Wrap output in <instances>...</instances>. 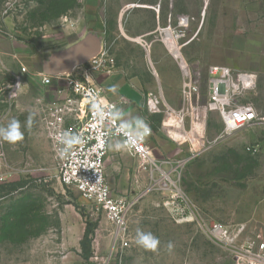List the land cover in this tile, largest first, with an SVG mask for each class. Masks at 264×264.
<instances>
[{
	"label": "rangeland",
	"instance_id": "rangeland-1",
	"mask_svg": "<svg viewBox=\"0 0 264 264\" xmlns=\"http://www.w3.org/2000/svg\"><path fill=\"white\" fill-rule=\"evenodd\" d=\"M144 1L0 0V127L15 117L24 133L16 143L0 139V264H233L227 246L203 233L192 212L231 230L243 225L235 244L264 242V157L245 148L256 141L257 129L243 127L220 136L224 123L216 111L207 114L204 137L210 141L196 156L190 155L185 133L175 128L170 134L162 130L169 148L152 173L137 172L136 160L121 151V165L110 170L112 187L136 202L128 215L129 245L116 255L111 224L56 176L57 160L40 123L49 103L31 74L39 70L31 58H42L100 27L105 40L98 59L156 73L149 48L138 36L152 27L151 13L139 7L122 11ZM178 16L188 17L187 26L177 27ZM168 24L182 30L179 43L189 40L181 48L189 63L197 61L203 69L212 64L236 72L262 70L243 99L264 109V0H163L158 26ZM92 62L72 73L81 74ZM171 109L167 115L161 106L159 114L178 127ZM16 181L23 185L11 189ZM88 224L92 233L82 244ZM138 231L158 238L155 250L136 244Z\"/></svg>",
	"mask_w": 264,
	"mask_h": 264
},
{
	"label": "built area",
	"instance_id": "built-area-1",
	"mask_svg": "<svg viewBox=\"0 0 264 264\" xmlns=\"http://www.w3.org/2000/svg\"><path fill=\"white\" fill-rule=\"evenodd\" d=\"M176 23L177 27H185L188 17L178 16ZM166 32L171 35V42L164 39ZM182 36L184 34L180 28L175 30L168 24L158 30L155 39L161 41L178 63L181 71L180 106L173 110L180 117V126L187 120L188 131L194 130L198 147L204 145L205 120L210 111L221 115L224 123L223 134L262 124L264 118L256 113L250 102L243 99L246 92L255 88L257 75L253 72H236L224 65L211 64L203 69L197 61L189 63L184 60L185 64L182 65L169 47V43H175L178 54L182 55L181 48L189 41L179 43ZM142 42L145 48L149 47L143 39ZM14 57L17 59L16 55ZM98 57L93 61H97ZM22 70L25 71L24 66ZM31 74L45 86H49L53 79L64 82V86L58 90L59 94L65 93L64 97L45 105L40 123L57 160L58 180L72 187L87 201L93 212L101 214L111 224V248L112 254L116 255L119 250L129 245L128 215L136 199L128 194L113 192L108 184L106 161L109 147L111 144H119V148L136 160L137 172L152 173L153 167L159 169L160 162L154 156L155 147L150 141L152 130L147 127L148 132L144 134V127L128 129L114 114L117 102L108 99L102 88L90 80L83 69L81 74L71 72L67 75L50 76L40 71ZM202 79L205 85L203 92ZM161 106L169 115L171 107L165 104L160 96L147 97L149 111L160 112ZM196 125H199V130ZM62 137L73 138L77 142L68 147ZM245 148L251 153L259 151L256 143ZM189 149L193 154L198 148ZM2 160L3 152L0 148V170ZM2 179L0 173V180ZM190 217L196 220L203 233L210 239L227 246L233 256V264H264V242L247 240L235 244L243 231V225L231 230L221 222H208L195 212H192Z\"/></svg>",
	"mask_w": 264,
	"mask_h": 264
},
{
	"label": "crops",
	"instance_id": "crops-1",
	"mask_svg": "<svg viewBox=\"0 0 264 264\" xmlns=\"http://www.w3.org/2000/svg\"><path fill=\"white\" fill-rule=\"evenodd\" d=\"M162 2L163 0H146L139 5L132 2L129 4H134V6L125 5L124 9L122 10L125 11L126 9L131 7H139L141 9H146L151 13L153 23L152 27L142 31V33L138 36H140L141 39L149 44V52L147 56L151 61V63L149 62L150 66L152 65L151 68H154L156 73H153L152 69L150 73L142 71L136 72L133 69L129 70V66H126L127 63L125 62L121 64L117 63L116 61V63L114 64L110 60V63H106V59L103 60V58H99L95 62L92 60V63H90L88 66H84L83 68V70L86 71L88 78L102 88L105 96L108 99L117 102L114 114L121 122L125 124L128 129H141L145 125L151 128L152 136L150 137V141L151 144L155 147L154 151L157 154V159L161 158L163 151L169 148V144L166 142V139L162 137V130H166V132L170 134L172 128H175V131H179L181 134H183L185 129L188 127V125H185V123L183 124V126H170L166 124V119L162 120V116H160L159 111L151 112L147 107L148 96H160L163 102L170 106L172 109H177L180 106L179 91L181 71L177 65L176 60L173 57H170L172 59L171 60L167 56V52H164V49L166 50V48L161 43V41L155 39V37L158 35V30L161 28L158 26V24L159 16L162 12ZM168 12L171 13L170 10ZM97 28H99V31L103 33L104 44L105 30L104 28ZM97 28L95 29V27H91L90 29L97 30ZM16 51L17 50L14 49V53ZM34 61V57L31 58L32 63L30 62V64L33 65ZM253 72L257 74V78L259 79V75L262 70ZM36 79L41 85L40 90L43 93L44 101H46L47 103L54 102L58 98L64 97L65 93H58V90H60V88L64 86V82L62 80L53 79L52 83L49 86H45L41 83L40 79ZM254 108L256 113L260 117L264 118V115H262V111H264V109L258 107ZM251 128L257 129V131L255 132L256 141L254 142L259 146V151L257 152V154H262V156L264 157V122L259 125L251 126ZM240 130L242 129L236 130L234 132H238ZM234 132H231L229 134L221 133L220 136L231 135ZM187 140L191 145V141L189 140V138H187ZM203 140L204 145L199 146L193 154L190 152L191 157L196 156L199 152H201L202 149L205 148L206 143L210 141L206 137H204ZM177 145L180 146L181 143L177 142ZM177 149L180 150L179 147ZM122 150L123 149L117 147V145L114 144H111L109 147L108 159L106 161V176L107 182L112 190L113 187L109 174L111 169H114L115 167H117V165H121L120 157Z\"/></svg>",
	"mask_w": 264,
	"mask_h": 264
},
{
	"label": "water",
	"instance_id": "water-1",
	"mask_svg": "<svg viewBox=\"0 0 264 264\" xmlns=\"http://www.w3.org/2000/svg\"><path fill=\"white\" fill-rule=\"evenodd\" d=\"M103 33L88 30L69 45L52 50L36 59L40 72L57 76L70 74L76 67L95 59L102 51Z\"/></svg>",
	"mask_w": 264,
	"mask_h": 264
},
{
	"label": "clouds",
	"instance_id": "clouds-1",
	"mask_svg": "<svg viewBox=\"0 0 264 264\" xmlns=\"http://www.w3.org/2000/svg\"><path fill=\"white\" fill-rule=\"evenodd\" d=\"M47 83V81H45ZM28 126L31 124V116H29L27 121ZM145 133L147 134L148 129L147 126H144ZM24 138V133L21 131V122L18 118H11L6 126L0 127V139L10 142V143H16L18 141H22ZM62 141L68 146L71 147L72 144L76 143L77 141L73 138H61ZM117 147H120L118 144ZM136 244L139 246H142L146 249L155 250L159 241L158 238L154 237L151 233H145L142 231L137 232L136 237ZM171 247V245H169Z\"/></svg>",
	"mask_w": 264,
	"mask_h": 264
},
{
	"label": "bare ground",
	"instance_id": "bare-ground-1",
	"mask_svg": "<svg viewBox=\"0 0 264 264\" xmlns=\"http://www.w3.org/2000/svg\"><path fill=\"white\" fill-rule=\"evenodd\" d=\"M164 39L169 40L170 42L172 41V37H171V35L168 32L165 33V38ZM169 47H170L172 53H174V55H177V57L180 60L181 64L184 65L185 64V61H184L185 59L182 57V55L178 54V50L175 47V43H171V44L169 43ZM171 110H172V114L176 117L178 123L181 125L180 117L176 114V112L173 109H171ZM183 133H185V136L187 138H189V140L191 141L192 147L193 148H197L199 143H198V140H197V138H196V136L194 134V130L184 131ZM163 176L167 177L168 175H167V173H164Z\"/></svg>",
	"mask_w": 264,
	"mask_h": 264
},
{
	"label": "trees",
	"instance_id": "trees-1",
	"mask_svg": "<svg viewBox=\"0 0 264 264\" xmlns=\"http://www.w3.org/2000/svg\"><path fill=\"white\" fill-rule=\"evenodd\" d=\"M22 182H13L12 183V188L11 189H16L17 187H20L22 186ZM92 233V230H91V226L88 224L85 231H84V234H83V238L81 240V243L83 244L85 241H88L89 240V235Z\"/></svg>",
	"mask_w": 264,
	"mask_h": 264
}]
</instances>
